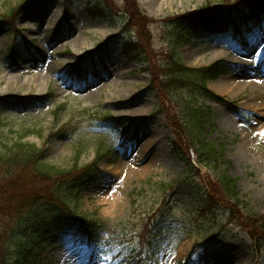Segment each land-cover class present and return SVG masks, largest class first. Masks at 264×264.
I'll list each match as a JSON object with an SVG mask.
<instances>
[{"label":"rangeland","instance_id":"rangeland-1","mask_svg":"<svg viewBox=\"0 0 264 264\" xmlns=\"http://www.w3.org/2000/svg\"><path fill=\"white\" fill-rule=\"evenodd\" d=\"M21 1L0 0V13L7 15L10 14L8 11H17ZM222 1L51 0L45 9H29L16 16L14 24L20 30V37L12 29L13 25L11 28L12 21H7V25L0 29V96L29 94L42 97L49 94L51 97L47 103L43 100L37 102V109L26 115L12 112L7 105L0 108V153H6L13 143L19 142L20 135L27 134L21 142L46 150L47 164L55 169L52 173L55 174L56 170H67L74 164L78 149H85L77 161V168H81L90 164L101 150L113 147L111 154L97 165L98 170L91 175L93 179L88 187H76L79 203L75 199L67 201L68 182L56 188L55 183L38 178L32 185L34 190L46 192L44 195L54 193L58 199L53 203L62 212L75 213L78 218L83 212H95L97 218L113 221L108 232L101 234L102 243L87 249L83 237L70 228L73 226L70 219L59 231L45 228L39 235L28 231L37 247L27 264H132L134 260L138 264H264V242L257 248L259 245L230 222L227 214V210L229 213L241 210L243 218L245 214L249 217L264 214V93L256 94L257 90L252 89L254 85H244V80L235 83L228 74L208 83V89L222 101L210 102L189 94L187 90L166 93L165 97L173 109L171 123L176 124L179 119L183 124V120H187L184 111L186 102H191L192 106L207 112L205 137L222 152L221 159L215 164L219 166L217 170L213 166L204 168L197 164L198 156L193 155L190 162L192 171H187V157L183 156L182 160L171 153L174 137L164 125L162 109L159 115H154L158 108L154 91L149 92V88L144 91L151 83L163 92L158 86L159 77L172 59L192 68L211 63V53L208 52L218 51L215 49L218 44L209 42L207 36H195L188 44L178 46V54L172 53L170 45L174 42L171 38L186 32L184 17L206 5L214 6ZM88 2L92 8L99 5L104 16L97 18L95 9L89 16L86 12ZM62 14L65 16L58 36L53 34V29ZM134 14L137 15L135 22L132 19ZM143 15L156 22L148 21L149 18ZM130 17L132 23L129 22ZM125 22L132 24V28L121 33ZM137 22H141V30L135 25ZM261 24L264 30V18ZM262 33L264 31L259 34L254 31L240 51L245 53L251 42H256ZM132 36V44H138L136 47L140 52L143 50V57L139 50L127 48L131 56L126 58L121 54L123 41ZM26 41L33 42L32 57L25 53L27 47L23 43ZM89 49H94L93 58L97 64L105 65L111 61L104 78L99 77L96 85L87 83L90 78L89 61H81L79 69L73 66L77 55ZM34 50L39 51L35 53ZM254 50H260V47L256 46ZM194 56L205 59L203 63L200 60L191 66L188 57ZM78 70H84L87 87L74 95L68 85L74 79L65 76ZM34 79L37 88H44L40 93L34 92V85L27 83ZM225 79L233 81V84L225 85ZM31 105L36 106L35 103ZM107 115L120 117L125 124L135 128L128 138L127 148V151H133L134 156L129 158V152L124 153L128 161L122 156V150L116 151L115 142L119 136L123 138L125 130L119 134L118 131L109 133L110 130L103 129L98 134L88 129L91 123L93 127L100 128L109 125L105 121ZM183 140L184 137L179 142ZM183 151L186 154V150ZM236 157L242 158L238 160ZM134 158H137L136 162ZM222 176L235 182L237 198L246 208L235 209L231 204L233 200L228 198L229 204L225 199L227 202L222 204L225 213L218 210L221 215L217 214L214 227L207 229L202 238L200 231L208 225L201 224L202 218H195L196 214L191 217L188 214L203 208L204 201H223L218 190ZM114 179L116 182L113 184ZM148 179L153 184L144 188L142 195L129 194ZM42 182L48 183L44 185ZM52 205L44 202L25 216L45 214ZM150 212L154 215L147 216ZM154 216V221L158 217L156 224L160 227L158 239L146 255H137L135 240L130 239L139 232L138 227L145 226ZM32 221L34 219L31 218ZM256 228L247 227L254 235L257 234ZM20 244H26L25 239Z\"/></svg>","mask_w":264,"mask_h":264},{"label":"trees","instance_id":"trees-1","mask_svg":"<svg viewBox=\"0 0 264 264\" xmlns=\"http://www.w3.org/2000/svg\"><path fill=\"white\" fill-rule=\"evenodd\" d=\"M224 1L228 2L229 0ZM26 2L31 3L32 6H37L42 4L43 0H26ZM8 13H10L7 14L8 17H11L14 10ZM200 13L184 17L183 27L197 25V23L203 21L202 16L204 17L207 13H204V11ZM4 17L0 15V20H3ZM132 19L135 22L137 15H132ZM135 25L140 30L142 29L141 22H137ZM218 72L219 66L217 64L192 70L183 67L179 62L173 61L165 65L162 76L159 77L158 86H161L163 92L157 86L155 90L163 98L167 92L185 89L192 84V94H195L194 90L199 94H208L206 82L214 79ZM184 73L192 74L195 83L191 82L189 74L185 75ZM168 112H172V108H169ZM184 112L187 113L186 110ZM188 114L187 120H183V124L179 119L176 124H173L169 117L170 113H167L169 126L178 140L175 144L176 156L186 155L189 157L191 145L192 147L196 145L195 152L201 154L200 161L202 164L211 165L217 160V152L215 146L203 138L206 113L201 111L200 108L192 106ZM25 137V134L20 135L19 142L13 143L6 153H0V264H27L30 254L37 247L34 241L30 239L32 237L27 234L28 231H32V235H39L45 228L50 229L54 224L59 223L61 210H58L56 203H53L57 202L58 198L52 192L44 195L46 192L34 190L32 188L34 181L42 178L44 181L55 183L56 188H59V182H68L69 194L66 195V199L69 202L70 199H74L76 187L83 184V179L87 173V167L77 169L76 165H73L68 170H56L57 172L52 174L55 169L47 164L44 153L36 149L34 145L21 142ZM183 137V142H179ZM183 150H186V154ZM42 183L47 185L48 182ZM219 191L225 197H232L236 201L233 181L221 178ZM44 202H47V205L53 204L49 206L45 214L25 216L29 211H33L35 207ZM31 218L34 221L31 222ZM250 221L252 224L258 223V228L264 231V217ZM22 239H25L27 245H18Z\"/></svg>","mask_w":264,"mask_h":264},{"label":"bare ground","instance_id":"bare-ground-1","mask_svg":"<svg viewBox=\"0 0 264 264\" xmlns=\"http://www.w3.org/2000/svg\"><path fill=\"white\" fill-rule=\"evenodd\" d=\"M81 44V43H80ZM83 44V43H82ZM212 54V53H211ZM189 56H191V54H189ZM216 57V54H212V56H211V59H214ZM198 60H201V63H203V61H204V58H197V56H194V57H188V61H189V64L190 65H197L198 63H199V61ZM121 66H119V68H120ZM37 79H39V78H36V80ZM36 80L34 79L32 82L31 81H27V83L28 84H33L34 86H33V88H34V92H37V93H40L41 91H42V89H44V88H37V85L36 84H34L35 82H36ZM7 84L9 85L10 84V82H7ZM224 84L225 85H230L231 83H229V84H227L226 82H224ZM125 92V91H124ZM164 109H165V112L166 113H169L168 111H169V109L166 107V106H164ZM136 112H138L137 110H135ZM165 117H167V115H165ZM240 148V147H239ZM240 150H241V148H240ZM239 151V150H238ZM239 155H243L240 151H239ZM242 158V157H241ZM241 158H238V157H236V159H238V160H241Z\"/></svg>","mask_w":264,"mask_h":264}]
</instances>
